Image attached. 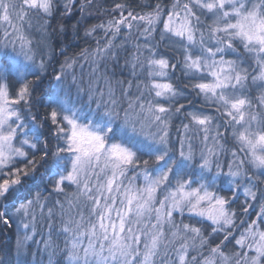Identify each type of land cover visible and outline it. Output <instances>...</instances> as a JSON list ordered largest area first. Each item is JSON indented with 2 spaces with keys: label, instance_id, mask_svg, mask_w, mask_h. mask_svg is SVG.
I'll return each instance as SVG.
<instances>
[{
  "label": "clouds",
  "instance_id": "obj_1",
  "mask_svg": "<svg viewBox=\"0 0 264 264\" xmlns=\"http://www.w3.org/2000/svg\"><path fill=\"white\" fill-rule=\"evenodd\" d=\"M260 26L264 0H0V226L7 214L12 264H145L148 250L147 264H264V43L244 34L264 36ZM154 81L170 87L157 95ZM70 120L99 133L103 151L74 164ZM114 143L133 154L115 171ZM128 190L144 204L125 219L128 254L113 257L98 230L102 256L73 261L66 222L83 226L87 248L88 224L106 205L116 219ZM217 200L213 221L199 210Z\"/></svg>",
  "mask_w": 264,
  "mask_h": 264
},
{
  "label": "snow or ice",
  "instance_id": "obj_2",
  "mask_svg": "<svg viewBox=\"0 0 264 264\" xmlns=\"http://www.w3.org/2000/svg\"><path fill=\"white\" fill-rule=\"evenodd\" d=\"M36 0H33V3H35ZM44 0H41V4L43 6ZM264 27V26H260ZM245 36L248 39H258L261 41V43H264V36H259L256 35L253 37L249 33L245 32ZM157 64L163 65V61H156ZM153 86L158 89L157 95H161L163 93V90L168 89L170 86L166 83H160L157 81L153 82ZM200 88H208L210 85L208 84H200L198 85ZM236 105L234 104L233 107ZM158 110L163 112L165 109L163 107H158ZM53 116H55V113H53ZM67 119V117L65 118ZM193 119L203 123V119L199 116H193ZM69 124L71 125V131L68 136V141L71 146V150L80 153L75 160L74 164L80 163L81 158H88L93 156L94 154H99L100 152L103 151L105 148V141L103 137L96 132L89 131L86 127L84 126H79L75 121H69ZM261 139H264L262 137ZM109 162L113 170L115 171L120 167L121 164H127L131 161L132 159V153L125 148L124 146L114 143L110 145L109 149ZM159 159V157H158ZM68 180L74 181V175L73 173H69L67 176ZM9 184L8 180H2L0 181V191L6 189L7 185ZM60 186V181H57V188L59 189ZM106 191L111 192L113 187H118L115 184V177L111 176L107 178V183L106 185H103ZM153 189L149 187L148 189V194L149 198L151 196V192ZM183 197L187 198L189 195H196V191L193 190L191 194L187 192H183ZM123 197L126 199V207H121L116 209V219H111V214H112V208L113 205H106L104 206L99 214L96 216L95 220L90 222L87 226V233H86V238L89 240V244L87 248H83L82 241L80 239L81 236H85V233L82 231V225L78 221H74L73 219H69L66 224H65V232H75L77 235L75 238H73L70 242V258L75 261L81 250L85 252V254H88L89 252L97 255V256H102V251L103 249L101 248L100 251H97L95 248V245L92 241V237H95L99 233L103 234L101 239L103 240L104 243H107L108 248L110 253L112 254L113 257L115 255L119 254L121 256H125L128 254L129 245L127 243V239L124 236V232L126 230V223L125 219L126 217L132 212L133 210V204L135 203L136 209H137V215H142L143 207L144 204L141 203H136L137 201L140 200V196L132 190H128L125 193L121 194ZM210 193H207L205 195H200L197 196V202L207 200L210 197ZM91 199V197H89ZM37 199H39V194H37ZM102 197H97L95 198V206L99 207L100 205V200ZM146 203V201H145ZM31 204V201H29V204L27 205H22L21 207L23 208L24 215L29 214V205ZM223 200H217L213 204H209L207 208L200 209L199 211L207 215V217L210 220L216 221L220 219L223 216V208L218 207L217 205H222ZM44 205L41 204V207ZM158 214H159V210ZM34 215V214H33ZM2 223L4 225H9L12 223V219L7 216V214H3V221ZM25 228H28V225H24ZM187 227V226H186ZM130 231V229H128ZM30 238L28 233H25V239ZM134 240L139 243L141 237L140 236H133L132 237ZM158 235H153L152 237V243H151V248H155L158 243ZM261 240H264V233H261ZM49 245H53V241H48ZM23 247V244L20 240L17 241V248L18 250ZM153 253L151 250H148L145 252V264L151 259ZM181 260L184 259L183 255L180 257Z\"/></svg>",
  "mask_w": 264,
  "mask_h": 264
},
{
  "label": "trees",
  "instance_id": "obj_3",
  "mask_svg": "<svg viewBox=\"0 0 264 264\" xmlns=\"http://www.w3.org/2000/svg\"><path fill=\"white\" fill-rule=\"evenodd\" d=\"M13 228L14 225L12 223H10L9 225L3 224L2 226H0V261H7V264H12L14 251H9V249L3 248L2 246L10 244L11 249L14 250L15 234L12 233L11 242L8 239L9 233Z\"/></svg>",
  "mask_w": 264,
  "mask_h": 264
}]
</instances>
